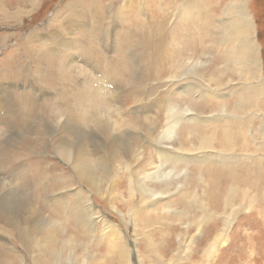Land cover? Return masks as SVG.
I'll return each instance as SVG.
<instances>
[{"label":"rangeland","instance_id":"rangeland-1","mask_svg":"<svg viewBox=\"0 0 264 264\" xmlns=\"http://www.w3.org/2000/svg\"><path fill=\"white\" fill-rule=\"evenodd\" d=\"M4 1L9 13L15 14L19 5L25 11L10 17L0 13V88L7 82V101L11 104H15L16 97L25 100L23 104L29 106L32 128L50 120L59 127L73 115L81 125L87 124V118L86 126L91 127L105 114H115L114 117L126 121L120 127L123 129L130 121L140 118V113L135 111L137 105L154 104L159 100L180 109L190 108L201 117L199 120L185 117L180 121L173 141L181 144V151L188 156L186 160L172 157L165 167L176 170L175 173L173 171L168 178L149 181V192L143 193L139 188L128 192L126 175L117 184L103 181L101 191L92 192L84 187L85 197L97 212L91 214L89 222L98 220L94 230L85 236L81 235L83 225L76 213H71L77 204L75 191L80 183L73 175L72 166L53 148L54 142L48 141L45 126L31 134L22 133L23 136L17 138L19 142L9 144L11 154H19L26 148L25 162L30 173L38 166L40 173L46 171L49 178L57 181L55 191L59 206L67 205L60 194L65 191L71 194L68 204L71 210L62 230L63 234L68 232L64 240L71 236L75 240V250L71 252L75 257L85 253L88 258L83 263L71 260L68 264H220L219 257L221 264H264V147L258 145L262 137L255 140L260 142L255 145L251 136L264 127V87L255 91L246 86L258 80L264 82V0H242L243 11L251 15L254 24L251 35L261 50L259 61L251 62V77L244 79L226 56L229 49L224 41L229 29L226 10L231 0H100L95 6L92 0H38L34 6L29 4L31 0ZM76 23L82 25L76 27ZM66 24L71 26L67 39L71 45L67 47V53L71 54L68 60L64 54H54L47 47L50 34L56 35L52 33L55 27ZM103 25L108 29L107 37L101 34ZM59 38L65 37L60 33ZM84 49L92 65L81 54ZM149 51L156 56L154 59ZM102 76L113 78L112 81L119 85L118 91L123 93L120 110L112 107L111 96L104 93L105 87L98 81ZM212 80L215 82L211 83ZM208 85L219 89L207 91ZM249 92L252 93L248 95ZM260 93H263L262 104L255 96ZM244 95L252 97V101L244 111L243 104L240 105V111L238 105ZM162 110L155 108L149 112L152 125L158 121L157 126H163ZM83 112L85 118L81 115ZM212 117L219 119L212 121ZM37 132L47 137L44 135L39 147H34L32 139ZM226 132L234 147L227 143L224 149L217 140ZM8 134L9 131L4 136ZM214 135L215 141L210 139L213 148L208 151L225 153L228 160L205 156L203 148L198 149L200 143L202 147ZM132 138L144 144L146 136L137 130ZM29 146L34 148L29 149ZM231 150L236 154L231 155ZM150 156L158 161L155 142L149 139L140 168L151 160ZM229 171L236 176L246 174V182L232 185ZM12 175H7L8 195L16 193L17 183ZM215 177L220 185L217 191L213 190ZM164 195L166 197H162ZM38 206L39 209L47 208L44 204ZM56 210L57 218H65L62 212L58 213L59 207ZM110 227L116 228V239L122 241L121 248L114 253L105 233ZM0 240L10 247L16 245L1 232ZM250 245V251L245 250ZM40 254L39 251L24 254L20 264H57V256L55 262H44L39 259Z\"/></svg>","mask_w":264,"mask_h":264},{"label":"bare ground","instance_id":"bare-ground-1","mask_svg":"<svg viewBox=\"0 0 264 264\" xmlns=\"http://www.w3.org/2000/svg\"><path fill=\"white\" fill-rule=\"evenodd\" d=\"M18 1L20 3L22 2L21 0H18ZM99 1L100 0H98V1L92 0L91 4L94 6L98 5L97 2H99ZM101 1H103V0H101ZM37 2H38V0H31L29 2V4L34 6L37 4ZM104 2H105V0H104ZM244 5L245 4L243 3L242 0H231L230 4L226 10V15H228V17H229V18H227V21H226L227 23H229L228 24L229 29L226 31V34L224 36V41L229 45V49L226 53L227 59L230 62L234 63L238 67V69L240 71V75H241V77H243V79L245 78V76L251 77V75H252L251 62L252 61L254 62L255 59L259 61V58H261V56H259V53L261 54V50L259 47L260 45H259V43H257L255 41V39H253L254 37L251 35L252 28H254V24L252 22V17L249 13H248V15H249L248 16L243 11ZM8 9L6 7V1L0 0V13L4 14L6 17H10L11 15L21 14L25 11V8L22 7L21 5L18 6V10L16 11L15 14H12V12L9 13ZM178 14H180V13H178ZM93 24L94 23H92V25ZM80 25H82V24L76 23V27H79ZM95 27H96L95 28V30H96L97 26L95 25ZM100 29H102L101 34L103 35V37H107L109 34L108 29L104 25H103V27H100ZM70 30H71V26L69 24H66L64 26H60L59 28L55 27V29L53 30L52 33H56V35L52 36L50 34L51 38H49L50 40H48V43H47V47L50 49L51 52H53L54 54H56V52L64 54V58L66 60H68L71 57V54L67 53V47L70 45V41L67 40ZM60 33L65 38H59ZM72 44H74V42ZM117 45H118V43H117ZM160 49H161V47H160ZM155 50L157 51V49H155ZM81 54L84 56V58H86V60H89L90 65H92L91 64L92 63L91 57H89V55L87 54L85 49L81 52ZM149 56L152 59H154V57H156V56H154V54H151L150 51H149ZM159 69H160V67H159ZM80 80H82V78ZM112 80H113V78H111V77L105 78V76H102L100 78V80H98V81H100L101 85L105 87L104 93L105 94L107 93L108 95L111 96L112 102L114 105L112 107L120 110L119 103L122 99L123 93H120L118 91L120 89L119 85L116 82H113ZM13 82L14 81H12V83ZM213 82H215V81L212 80L211 83H213ZM3 84H2L3 87L0 88V232L3 235H6L8 238H12L16 245L10 247L6 244L5 241L0 240V264H20L24 254H31L34 251H36V252L39 251L41 253L39 256V259L41 261H44V262H46V261L52 262L55 259V257L57 256V259H55L56 262L54 260V262L57 264H68V262L71 260L72 261L77 260V261L83 263V262L87 261V258H88L87 254H85V253L77 255V257H75L74 252H71V250H75V248H73V246H75V240L71 236H69L68 239L64 240L66 238L65 236L67 235L68 232H66V234H63L62 230H64L66 225H67V218H69L68 213L71 210V209H69V205H68L71 202L70 201V197H71L70 192L66 193V191H65L62 194H60L62 201H65L67 205L63 206L65 208L59 206L60 204L58 205V197H57V194L55 191L58 188V186H56L57 181L54 182L53 179L49 178L50 174H47L46 171L43 173H40L38 171V169H39L38 166H35V170L32 173L29 172V169L27 170V163L25 162V158L27 156V152H25L26 148L22 152H19V154H11L12 150H10L9 144L11 142L16 143L17 138H19L18 136H23L22 133L23 134H28V133L31 134L38 127H40L39 129H41L42 125L45 126L44 130H46V135L48 136V141L54 142L53 148L55 149V151L60 155L61 158L64 159V161H67L72 166L73 172H74L73 175L77 178L78 182L80 183V188L75 191V193L78 197V200H77V204H76L75 208H73L71 210V213H73V214L76 213L77 220L80 221V224L82 223L81 225H83L82 228H83L84 233L81 232V235L83 234L85 236V234L91 233L94 230L95 226L98 224V220L94 221V223L89 222V217L91 216V214L97 213V212H96V209L90 203V201L85 197L84 190H83L84 187L85 186L88 187L90 189V191H92V192L101 191L103 189V187H102L103 181H105V183H107V184L111 183L112 181L114 182V184H117L118 180L121 179L124 175H126L125 177L128 179V187H126V190L128 192L133 193L136 188L142 189L143 193L147 192V191L149 192V188H150L149 181H151L152 179H156V178H162V177L168 178L171 176L174 169L167 170L165 165L169 162V160L172 157H176L178 160H186V156H188L186 153L182 152L183 146L181 144L173 141L174 135L176 133V130H177V127H178V124L180 123V121L185 117L189 118V119H193V120H199V118H201L197 113L193 112V110L190 108L180 109L179 107L169 103L168 101L159 100V101H156V103H154V104L140 103L139 105H137L135 111L136 112L138 111L141 116H140V118H136L133 121H130L127 124V128L124 127L125 130H123L124 128L121 129L120 127H121V125L123 126V124L126 121L123 118L118 119L117 117H114L115 114H113V115L112 114H110V115L105 114L104 116H102L101 118H99L96 121L94 126L88 127L86 125H88L89 121L84 116L85 112H83V114H81V115L84 116V118L86 120L85 123H87L86 125H84V124L81 125L82 123L80 124L78 121H75L77 119L74 120V118H73L74 115L72 114L73 117H69L67 120L64 121V123L59 125V127L58 126L55 127L53 121H51L49 119L50 121H47L45 125L42 122L41 125L38 124L39 126L35 125L32 128L33 122H32L31 115L29 113V106H26L23 104V102L25 100L18 99L19 97L17 98L16 96L15 97H16L17 101L15 100V104H11V102L7 101V92H8L7 82H4ZM194 84H196V82ZM111 85H112V87H111ZM246 86L247 87L249 86V89L254 88L255 91H258V90L260 91L264 87V82L258 80L256 83H254V85H247L246 84ZM186 87H187V85H186ZM194 87H196V86L194 85ZM214 89H215V87L211 88L208 85L206 90L207 91L208 90L213 91ZM218 89L219 88H216L215 90H218ZM30 91H31V89H30ZM32 91H33V89H32ZM27 92H28V90H27ZM98 93H100V92H98ZM251 93L252 92H249L248 95H250ZM255 96L257 97V99L259 98V101L262 104L261 96H263V93H262V95L260 93V94H257ZM29 97H31V96H29ZM251 98H248L247 95H244L241 97V103L240 104L238 103L240 111H241V108H242V111H244V107L247 104H251V101H252ZM33 99H35V98H33ZM89 101H90V99H89ZM235 104H234V106H235ZM240 105H242L241 108H240ZM155 108H163V110H164L165 122H164V124H162L163 125L162 127L157 126L158 121H155V125H152L149 112H151V110L155 109ZM235 108H236V106H235ZM235 108H233L234 109L233 112L235 111ZM222 110H223V107H222ZM62 111H63V109H62ZM225 111H227V109H225ZM221 113H222V111H221ZM57 114H58V112L56 113V115ZM61 115H63V114H61ZM228 115H229V113H228ZM247 115L249 116V114H247ZM97 116H100V115H97ZM230 116H232V115H230ZM241 116H243V115L241 114ZM10 117H11V119L7 120ZM44 117H45V115H44ZM75 117L78 118V116H75ZM86 117H87V115H86ZM251 117L253 118V116H251ZM50 118L52 119V117H50ZM92 119L94 120L95 118H92ZM210 119H212V121L213 120L215 121V119L217 120L219 118L212 117ZM225 119H227V118H225ZM55 120H57V119H55ZM138 122H140L141 125H137ZM230 122H232V121H230ZM240 122H242V121H240ZM244 122H245V120H244ZM137 130L143 131V135L146 136V139H144V140L142 139L144 141V144L141 143L142 145L139 143V141H136L137 140L136 138H135L136 140L132 138L133 134L136 133ZM223 130H224V127H223ZM7 131H9V134L6 137L4 135L7 134ZM228 131H229V129H228ZM41 132H43V131H41ZM38 134H40V133L37 132V135L32 139V141L34 142L33 143L34 147H36L42 143L41 138L45 135L44 134L42 136V135H38ZM222 135H224V136H222L221 138L219 137L220 139L218 138L217 142H219L225 149L226 148L225 144L231 143L232 139H227L228 138L227 132L225 134L223 133ZM251 136L254 139L255 145L260 143L259 141H255V140H258L259 138L262 137L261 138L262 141L258 145H260V147H261V145L264 147V127L263 126H261L259 130H256L255 134L252 133ZM214 137H215V135L213 136V138H208V140H206V142L203 143L202 147H201V143H200L199 144L200 146L198 149L200 150L201 148H203V149H201V151H205V153H204L205 156L220 157V158H223L225 160H228L225 153H220V152L214 153L213 151H208L209 149L213 148V145H211L212 142L210 141V139H213V141H215L216 138H214ZM149 139L152 140L153 142H155L156 151L158 154V161L153 160V158L150 156L151 160H149L148 163L146 165H144L145 167L140 168L139 165L143 162L144 154L146 152V145H147V142L149 141ZM44 140L47 141V138L46 139L44 138ZM17 142H19V141H17ZM192 145H194V144H192ZM11 146H13V145H11ZM175 146H178L179 148H175ZM34 147L29 146L28 148L33 149ZM230 147H234V144L231 143ZM171 148H174L177 150H173ZM191 150H192V148H191ZM201 151H199V152H201ZM7 153L8 154L10 153V154L7 156ZM233 154H236V152L232 151L231 155H233ZM246 156H247V154H246ZM212 159H216V158H212ZM170 161H172V160H170ZM180 169H181V167H180ZM175 171H174V173H175ZM48 172L50 173V171H48ZM220 172L224 173V171H221V170H220ZM180 173H182V172H180ZM183 173H186V172L183 171ZM8 174H9V176H10V174H13L15 176V181L17 183V184L14 183V184H16V193H14L13 195L7 194V179H8L7 175ZM228 175H229V181L232 182V185H238L239 186V184L246 182V176H245L246 174H244L243 176H240V175L236 176V175H234V173L229 171ZM2 177L4 179H2ZM43 179L45 181H47L46 185L43 184V182H42ZM65 180H66V177H65ZM165 180H167V179H165ZM45 181H44V183H45ZM64 183H65V181H64ZM12 186H13V188H15V185H12ZM181 186L184 187L183 185H181ZM64 189H67V187ZM215 189H216V191L220 189V185H219V182L217 181L216 177H215V185H214L213 190L215 191ZM177 192H179V191H177ZM139 193H141V192H139ZM247 194H248V192H247ZM158 197H160V196H158ZM162 197H166V195H164ZM38 204H40V205L44 204L47 208L46 209L45 208L39 209ZM56 207H59L58 213L62 212L65 218H63L61 220H60V218H57ZM167 210H169V209L167 208ZM116 212L118 213V211H116ZM178 216H180V215H178ZM213 216H214V214H213ZM97 217H99V216H97ZM259 220H260V218H259ZM185 222H186V220H185ZM174 223H176V222H174ZM180 223H182V222H180ZM257 224H258L257 226H259V222ZM224 226H226V225H224ZM260 228H261V225H260ZM223 230H224V228H223ZM115 231H116L115 227H113V228L110 227V231L105 232L107 234V236L109 237V240H107V241H109V243H110L109 248H111L112 253H114L115 251L117 252L121 248V245H122V241L116 239L117 235H116ZM201 234H199V235H201ZM5 240H7V239H5ZM214 240L216 241V239H214ZM188 244H191V243H188ZM209 244H211V243H209ZM79 245H80V247H82V244L79 243ZM246 245H247V243H246ZM86 246H88V245H86ZM213 248H216V247H213ZM250 248H251V245L249 246L248 249H245V250L250 251ZM82 249L86 250V248L84 246ZM9 255H11V257H9ZM218 261H220V264H221V257H219L217 262ZM256 261H258V260H256ZM253 264H259V262H255Z\"/></svg>","mask_w":264,"mask_h":264}]
</instances>
